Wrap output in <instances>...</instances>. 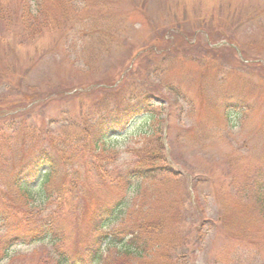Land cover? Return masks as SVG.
I'll return each mask as SVG.
<instances>
[{
	"label": "rangeland",
	"instance_id": "rangeland-1",
	"mask_svg": "<svg viewBox=\"0 0 264 264\" xmlns=\"http://www.w3.org/2000/svg\"><path fill=\"white\" fill-rule=\"evenodd\" d=\"M71 1L77 12L65 0H0L18 13L0 20V235L21 237L0 264H59V252L90 243V215L112 205L121 188L90 176L76 192L73 170L61 164L44 185L59 187L57 197L44 202L40 179L15 206L7 208L4 195L22 163L30 169L51 149L43 131L55 143L74 132L71 122L63 126L79 113L74 88L117 80L138 64L153 83L149 93L164 102L111 134L110 143L127 171L135 165L129 150L147 143L155 151L162 139L168 169L122 179V194L134 186L129 210L105 229L123 238L125 225H151L141 241L154 231L156 246L147 259L145 251L138 257L107 246L92 264H264V0ZM29 92L36 102L25 99ZM53 207L60 242L21 222L28 209L43 218Z\"/></svg>",
	"mask_w": 264,
	"mask_h": 264
},
{
	"label": "trees",
	"instance_id": "trees-1",
	"mask_svg": "<svg viewBox=\"0 0 264 264\" xmlns=\"http://www.w3.org/2000/svg\"><path fill=\"white\" fill-rule=\"evenodd\" d=\"M65 1L73 6L74 12H77V4L71 0ZM68 3H62V5L66 7ZM25 13V7H23L19 14L22 20L25 19ZM28 13L31 14V9L28 10ZM16 15H18L17 12H11L0 6V20L9 22L11 17ZM35 24V19H32V25ZM162 40L164 41V39ZM169 49V52L177 51L176 49ZM161 54H164V52H161ZM141 66L140 64H138V67L132 66L129 68L128 66L122 71L121 74H124V77H122L118 84H116V80L113 81L110 78H105L98 83L94 81L86 89L77 90L75 88L77 91L72 96L78 101L79 113L78 115H74V119L71 121H68L70 117H65L63 120V126H67L66 123L71 122V125L75 128L74 132L72 134H63L64 139L58 140L55 143L54 139L51 138V133L43 131V134L47 136L46 138L50 140L51 149L49 147L43 148L36 155L32 165V174L27 173V170H25L26 165L22 163L19 170L12 176L11 185L4 195L10 204L7 208L15 206L16 202L22 197L30 198L28 183L32 184L44 174L41 168L49 166L50 173H53L58 170V165L61 164L66 169L69 168V171L73 170L72 183L76 192L81 191V178H88L90 176L95 177L98 184L100 182L110 187L121 188L120 191L116 192L117 199L112 205L106 204L104 206V204H99L90 215V230L85 236L86 241L90 243L86 247L76 249L73 253H66L65 250L64 252L58 251L59 264H92L101 258V246L103 244H106V246L120 245L127 255L138 257L142 255V251L147 252L150 248L153 249L156 246L154 241L156 233L154 231H152L155 234L154 236L143 240V243L141 241L142 234L151 231L150 229L153 228L151 225L141 223L136 229L137 231H131L125 225L123 230H129L125 236L126 238H121L117 234H113L111 231L105 229V226L110 222V218H113V220L122 218L129 210V200L126 197L130 195L127 190L131 191L134 189V186L132 184L127 185L126 192L122 194L121 190L124 187L122 179L129 180L136 177L139 179H150L156 174H166L165 170L168 169L167 158H164V156H167L166 154L163 155V152H160V150L164 151L161 140L155 151L147 143L141 145L139 148L129 150L128 152L133 155L132 161L135 162V165L127 171L122 170L121 155L116 150V147L110 143V138L114 136H111L113 132L125 131L129 123L138 115L152 112L156 105L155 96L148 91V85L153 83L149 82L142 74ZM156 85L158 89H162L161 84L158 85L156 83ZM155 90L156 86L154 84ZM32 94V92H29L25 95V99L27 101H34L35 98ZM1 164V167H6L8 163L3 161ZM50 173L46 174L47 178L50 177ZM65 177H70V173L68 172ZM90 185L92 186V184ZM60 190L59 187H44L43 185L41 195L45 199L44 202L51 197H57ZM74 200H76V195L74 196ZM259 201L261 203V213L264 215V190ZM54 212H57L56 207H53L48 215L40 218L28 209L24 216L26 220L20 221L27 226L30 232H44L46 238H49L52 242H60L62 238L59 237L58 239L54 236L55 225L52 219ZM147 216L148 218H145L143 221L150 219L148 214ZM34 218H36V221H34L36 227H32L34 225L31 223ZM22 225H16V230ZM32 233L27 234V236ZM20 239L21 237L14 234L5 235V239L0 235V255H2V252L6 254L9 248ZM2 242L3 244L1 245ZM149 255V252H147L144 257L147 259ZM147 264L149 263L147 262Z\"/></svg>",
	"mask_w": 264,
	"mask_h": 264
}]
</instances>
